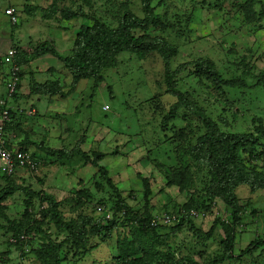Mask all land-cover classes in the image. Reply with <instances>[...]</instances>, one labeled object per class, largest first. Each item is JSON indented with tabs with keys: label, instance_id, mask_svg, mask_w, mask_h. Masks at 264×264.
Instances as JSON below:
<instances>
[{
	"label": "rangeland",
	"instance_id": "obj_1",
	"mask_svg": "<svg viewBox=\"0 0 264 264\" xmlns=\"http://www.w3.org/2000/svg\"><path fill=\"white\" fill-rule=\"evenodd\" d=\"M8 4H19L14 5L20 17L13 27L5 14ZM20 5L17 0H2L0 5L2 37L16 33L23 39L18 48L11 43L19 67L26 62V52L33 60L44 57L37 54L43 43L82 61L87 57L83 36H78L82 26L102 30L112 41L126 40V26L127 39L139 46L129 45L121 52L112 48L106 62L98 65L99 74L79 86L78 91L89 86L85 96L74 95L80 101L96 97L91 113L90 103L81 108L92 115L94 124L76 122L80 131L69 143L80 148L78 142L89 139L86 155L105 161L113 183L109 185L97 168L81 176L89 165L80 154L64 161L54 158L40 175L39 169H19L13 184L1 178L0 189L6 192L0 190V264H49L34 255L41 247L39 229L63 244L59 264H264V246L240 254L264 239V0H151V22L146 18V0H47L42 8ZM51 59L43 78L48 83L45 89L54 93L76 88V68L58 59L55 65ZM167 61L177 94L167 86ZM7 68L0 60V72L7 74L3 71ZM101 133L104 137L99 138ZM243 135L260 137L259 143L254 147L240 141ZM12 140L15 144L16 138ZM208 148L222 161L220 181L214 175L215 165L208 163ZM232 151L237 170L228 179L224 158L233 162ZM58 175L62 181L77 176L66 183L68 193L48 192L58 203L66 202L60 207L61 216L77 232L83 217L110 225L105 221L116 212L117 193L138 217L179 212L188 206L206 216L190 219L193 224L175 223L157 237L150 231L140 235L138 226L133 232V226H123L125 220L115 228L110 225L105 234L96 229L97 238L89 228L91 245L85 239L83 248L76 250L72 242H64L70 232L45 214L49 206L43 208V198L29 197L47 192L44 185L49 191L48 184ZM243 178L245 182H239ZM144 180L151 186L149 204L143 197ZM220 188L232 195L229 199L237 203V215L215 194ZM218 220L234 226L232 260L217 261L227 256L225 232ZM13 223L21 230L36 227L22 246L11 245L18 235L11 230Z\"/></svg>",
	"mask_w": 264,
	"mask_h": 264
},
{
	"label": "trees",
	"instance_id": "obj_2",
	"mask_svg": "<svg viewBox=\"0 0 264 264\" xmlns=\"http://www.w3.org/2000/svg\"><path fill=\"white\" fill-rule=\"evenodd\" d=\"M151 0H146V18H147V22H151L152 21V13H151V6H150ZM30 7V6H29ZM18 25V24H16ZM16 25H12L16 26ZM136 26H138L139 24H135ZM81 32L78 33V36H83V42L84 43V48L83 50L86 52L87 57H84L82 59V61H75L71 58H68L66 56H63L62 54H60L58 52V50H56L52 45H50L49 43H43L40 46H38L37 54L46 56V55H50L53 56L54 58H57L58 60H61L66 66L71 67V68H76V76L73 77V81H75L74 84H77L85 79H90L95 77L98 73V65L99 64H103L106 62L111 49L113 48V50H116L118 52L123 51V49L126 46L131 45L133 48H136L139 45H136L134 43L133 39H127V34H128V28L126 26H124L123 29V33L126 35V40L125 41H112L110 39H108V37L106 36L105 32L99 29H91L89 27L86 26H82L81 27ZM80 34V35H79ZM167 50V48H164V50ZM165 50V51H166ZM92 53L95 54V56L92 58L90 55H92ZM90 54V55H89ZM24 55V54H23ZM25 57H30L28 60L31 61L33 59H31L30 55H24ZM38 57H36L37 59ZM26 59V58H25ZM27 60V59H26ZM15 64L18 66L17 62L15 61ZM170 63L169 61H167V86L169 89V92H171L172 94H177V91L175 89H173V76L172 73L170 72V67H169ZM19 67V66H18ZM210 77L213 78L215 77L214 74H210ZM75 86V87H76ZM75 89V88H74ZM73 89V90H74ZM71 90V91H73ZM61 90H56V92L54 93H60ZM63 96H66L65 93H63ZM9 115H11L10 111H9ZM259 132V131H258ZM263 137H264V133H263ZM242 139H245V141H247V143H249L250 145H253L254 147L256 146V142L259 143V138H255L251 135H243L242 138L240 139V141H242ZM258 146V145H257ZM48 156H53V157H58V159H62L63 157L69 155H74V154H80L85 156L86 161L88 162V165H92L93 167L97 168L98 171L104 176V178L106 179L107 183L109 185H111L113 182L111 180V178L108 176V170L107 167L104 165V163L102 162L103 159H100L98 161H94L91 158H89L86 154H84L80 148L73 150L72 152H70V154H66L64 151H56V150H46L44 151ZM206 154L210 155V158L208 163H213L215 165V172L214 175L216 178H218V180L220 181V174L223 171V165H222V161L221 159H219V157L216 156L215 151L212 150L211 148H208L206 151ZM235 152L232 151V154L230 155L231 157H233V162L229 163L228 162V158H224V162L226 163V170H224V174H227L230 176H228V179H231L232 175L234 176L235 170H237V161L235 160ZM212 165V164H211ZM218 167H221V169L218 171ZM245 175V174H244ZM247 175V174H246ZM245 175V176H246ZM227 177V176H226ZM235 177V176H234ZM247 177V176H246ZM2 178H6V182L8 184H13L15 182V178H11V177H6V176H2ZM217 180V179H216ZM245 179H241V181L239 180V182H245ZM143 187H144V191H143V197L146 201L147 204H149V197L152 194L151 191V186L149 184L148 180H144L143 181ZM17 189V188H16ZM225 189H226V185H225ZM225 189H215L214 192L216 195L221 196L223 198V200L225 201V203L232 208V210H234L235 215L238 214V207H237V203H235L234 201H230L229 198H231L230 193L229 195H225ZM1 190V189H0ZM4 190H1V192H3ZM6 192V191H4ZM2 195V194H1ZM29 195V194H28ZM37 197V198H43L44 203H43V208H47L49 206V209L47 211V213L45 214H50L52 221L54 222V224L58 227H60L63 230H67L68 232H70V238L66 239L64 242H72L73 246L76 248V250H79L81 248H83L84 246V241L89 240L90 239V233H89V228H92L94 231L97 232V230H102V233L105 234V230L109 229L110 225H112V227H116L119 223H122L125 220V224L123 225L125 226H133L132 231L134 232V228L135 226H138V230L140 235H144L143 233H147V232H152L154 235V237L159 236L162 232H164V230H166V228L168 227H159V228H153L150 226V223L152 221L153 216H151V213L146 214V217H138L136 215V213L134 212V210H131L128 207V204L126 202V200L122 197L121 193H117V196L120 197V201L119 204L117 205V207L115 208L116 212L112 213V218L109 219V221H105L108 222L110 225H105L103 222L101 221H95L90 217H83V221L80 222V231L77 232L74 230V228L67 222L63 221V218L61 216V211H60V207L64 206L66 204V202H60L58 203L57 200L53 197V196H49L47 195L45 192L41 191V193L36 194V193H31L29 195V197ZM1 200V198H0ZM43 202V201H42ZM180 208H185V207H180ZM179 208V209H180ZM191 208H195V207H189L187 209H191ZM125 213V215L123 217H120V213ZM238 218L236 217V219L234 220V224H237ZM219 222V224L222 225V228L225 232V248H226V257H224L223 259H219L217 260L218 262H223L224 260L228 259V260H232L234 257V253H235V247H236V242L234 241L235 237H234V226L228 227L227 225H229L228 223H223L221 221H217V223ZM193 224L192 221H190V219H188L187 217H183L182 218V223L181 224ZM181 226V225H180ZM97 229V230H96ZM11 230L18 232V235L15 236L13 239L15 240V242H11V245H18V246H22L24 243H27V235L31 233V231H35L36 227H29V230H21L20 226L17 225L16 223H13L11 226ZM62 230V231H63ZM39 232V244L41 245L40 250L39 251H35L34 255L37 256L38 258H40L41 261L43 262H50L49 264H59L58 261V251L62 249L63 244L62 243H56L55 241H53L50 236L47 235V233L43 230H38ZM100 237V233L97 232V235L95 236V238ZM91 240L90 239L88 241V246L91 245ZM252 246H254L255 248L259 249L262 248L264 246V239L261 241H258L257 243H252L248 248H246L244 251H242L240 254L245 255V254H250L252 252ZM237 257V256H235ZM226 258V259H225ZM218 264V263H217Z\"/></svg>",
	"mask_w": 264,
	"mask_h": 264
},
{
	"label": "crops",
	"instance_id": "obj_3",
	"mask_svg": "<svg viewBox=\"0 0 264 264\" xmlns=\"http://www.w3.org/2000/svg\"><path fill=\"white\" fill-rule=\"evenodd\" d=\"M17 1L21 2L20 6L23 7L30 3L32 5L34 4L33 6L38 5L40 8H42L47 3V0ZM14 5L17 6L19 4ZM4 32L5 30L3 28L2 30L0 29V60H2L10 50H13L11 49L13 45L14 48H18V46H20L23 41V39L21 37H18L16 33L9 39H6L5 37H2ZM12 42H14L13 45H11ZM54 48L58 50L56 46H54ZM26 54L29 55L30 53L26 52L24 55ZM16 58L17 51L14 57V62L16 61ZM25 58L27 59H25V64L19 67L20 85L18 92L12 97L8 94L7 82L9 80V71L7 69H3V71H6L7 74H3L0 72V116L4 110L10 111L11 115L10 124L8 125V133L10 134V136H12V138H16V143L21 144L20 147L21 149H23V152L34 156V161L36 160L35 162H38L40 165V168H38V172L40 175L41 168L48 165V163H51L54 158L59 161L58 157L48 156L44 151L51 149L56 151H64L66 154H70L69 150L72 151L78 149L77 147H73L72 143H69L71 142V136H78V133L76 132L80 131V127L76 122L79 121V125L83 124L86 126L88 124V121L90 120V124H94V122L92 123V115L89 114L91 113V111H93V103L95 102L94 100L96 99V97L94 98L93 96L92 101L91 99L89 101H85L83 100V98H80L82 101L76 100L79 98H76V96L74 95L80 93V95H84V92L87 90V88L89 89V86L85 85L83 90L78 91V88H81L79 86L85 84V80L80 81L73 91H68L69 89L66 87V89L61 88L60 93H52L51 91H47L44 86H48V83L44 82V74L46 73L45 71H47L48 66H50L48 64L49 58H52L51 60L52 62H55V65L58 64L57 58H54L50 55H46L41 59L37 58L31 61L28 60L30 57ZM42 66L44 67L42 68ZM35 84L36 88L38 87V89L33 87L35 86ZM62 93L66 94V98ZM91 94L95 95V93L93 92H91ZM83 103L87 105L90 103V107H93L92 109H90V113H88L87 110L84 111L81 109L83 107ZM77 106L78 110L76 109ZM73 107L77 110V112L73 111ZM105 130V127L101 128V132L105 133ZM104 133L97 134V136H103L102 134ZM88 141L89 139L78 142L79 144H81L80 149L84 154H86L84 148L85 146H87L86 144L88 143ZM92 143L93 141L91 142V144ZM35 151L39 152L40 154H36L37 152L35 153ZM87 155L89 156V154ZM72 158L73 155H67L60 159V161ZM93 168L95 167L91 165L87 166L84 170L81 171V176H83L84 172L87 170L89 173H94V171L92 170L95 169ZM107 170L112 173V170H110L108 167ZM75 177L72 178V180L62 181L59 175L57 177L54 176L53 182L57 184V190L53 182H51L54 188L50 187L51 183L48 184V186L50 190L54 191H48L47 185H44L45 190L47 191L45 193L49 196L52 195L48 192L57 194L68 193L65 190L66 183H73ZM1 178L2 176H0V183H4Z\"/></svg>",
	"mask_w": 264,
	"mask_h": 264
},
{
	"label": "built area",
	"instance_id": "obj_4",
	"mask_svg": "<svg viewBox=\"0 0 264 264\" xmlns=\"http://www.w3.org/2000/svg\"><path fill=\"white\" fill-rule=\"evenodd\" d=\"M0 0V5H1ZM5 14L8 16L12 25L18 24L20 12L18 8L8 4L5 8ZM16 55L15 50H10L8 54L3 57V65H6L9 71L8 93L13 96L18 92L20 85L19 67L14 62ZM10 124V115L8 110H4L0 116V176L13 177L19 169L28 170L31 168L33 172L38 170V165L30 154L23 152L17 144H12V136L8 133V125ZM125 213H120L123 217ZM205 214L199 213L195 208L187 209L180 208L179 212L164 213L161 215H154L150 226L153 228L170 227L175 223L182 221L183 217L188 219H195L205 217ZM108 220L112 218V214L107 217ZM11 241L15 242L14 239Z\"/></svg>",
	"mask_w": 264,
	"mask_h": 264
},
{
	"label": "clouds",
	"instance_id": "obj_5",
	"mask_svg": "<svg viewBox=\"0 0 264 264\" xmlns=\"http://www.w3.org/2000/svg\"><path fill=\"white\" fill-rule=\"evenodd\" d=\"M12 5V4H11ZM14 6V5H13Z\"/></svg>",
	"mask_w": 264,
	"mask_h": 264
}]
</instances>
